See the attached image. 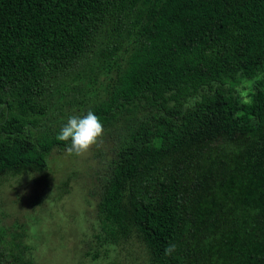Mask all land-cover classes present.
Returning <instances> with one entry per match:
<instances>
[{
    "label": "trees",
    "instance_id": "obj_1",
    "mask_svg": "<svg viewBox=\"0 0 264 264\" xmlns=\"http://www.w3.org/2000/svg\"><path fill=\"white\" fill-rule=\"evenodd\" d=\"M89 110L83 259L135 240L148 264H264V0H0V177L46 178ZM16 228L0 264H36Z\"/></svg>",
    "mask_w": 264,
    "mask_h": 264
},
{
    "label": "rangeland",
    "instance_id": "obj_2",
    "mask_svg": "<svg viewBox=\"0 0 264 264\" xmlns=\"http://www.w3.org/2000/svg\"><path fill=\"white\" fill-rule=\"evenodd\" d=\"M99 144L98 140L81 155L53 151L46 178L36 173L0 177L2 224L11 230H22L23 226L24 240L32 246L36 264H148L141 244L135 240L119 246L109 259L82 258L84 241L97 224L90 175L99 165L94 156ZM38 176L44 181H37Z\"/></svg>",
    "mask_w": 264,
    "mask_h": 264
},
{
    "label": "clouds",
    "instance_id": "obj_3",
    "mask_svg": "<svg viewBox=\"0 0 264 264\" xmlns=\"http://www.w3.org/2000/svg\"><path fill=\"white\" fill-rule=\"evenodd\" d=\"M104 128L95 112L89 110L83 115H71L59 131V139L69 142L68 151L81 155L103 134Z\"/></svg>",
    "mask_w": 264,
    "mask_h": 264
}]
</instances>
